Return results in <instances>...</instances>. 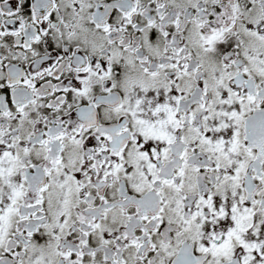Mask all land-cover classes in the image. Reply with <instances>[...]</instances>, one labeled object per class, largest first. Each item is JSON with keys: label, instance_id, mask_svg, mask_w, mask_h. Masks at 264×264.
<instances>
[{"label": "snow or ice", "instance_id": "obj_1", "mask_svg": "<svg viewBox=\"0 0 264 264\" xmlns=\"http://www.w3.org/2000/svg\"><path fill=\"white\" fill-rule=\"evenodd\" d=\"M0 264H264V0H0Z\"/></svg>", "mask_w": 264, "mask_h": 264}]
</instances>
